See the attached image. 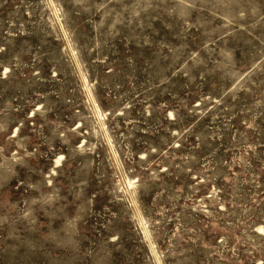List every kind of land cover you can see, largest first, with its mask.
<instances>
[{"label": "rangeland", "instance_id": "obj_1", "mask_svg": "<svg viewBox=\"0 0 264 264\" xmlns=\"http://www.w3.org/2000/svg\"><path fill=\"white\" fill-rule=\"evenodd\" d=\"M0 264H264V0H0Z\"/></svg>", "mask_w": 264, "mask_h": 264}]
</instances>
